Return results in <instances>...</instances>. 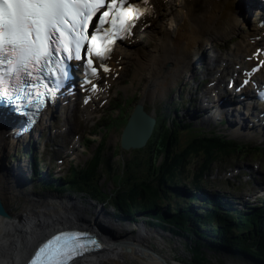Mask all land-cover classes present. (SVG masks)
Returning <instances> with one entry per match:
<instances>
[{"label":"bare ground","instance_id":"bare-ground-1","mask_svg":"<svg viewBox=\"0 0 264 264\" xmlns=\"http://www.w3.org/2000/svg\"><path fill=\"white\" fill-rule=\"evenodd\" d=\"M263 11V0H169L168 3L158 5L151 20L140 23L135 35L114 55L106 72L108 83L97 92H86L78 97L89 96V103L83 108L84 113L90 117L102 108V101L109 97V84L123 72L128 59L133 56L130 49L138 45L137 37L148 34L159 21L163 25V32L162 40L159 43L156 40V49L135 54L142 64L140 71L148 73L145 97L167 89L172 84L171 81L181 77L200 60L208 75L215 72L210 88L203 93L205 107L212 108L215 98H218L216 103L223 102L226 108L225 110L220 105V108L213 109L218 117L227 114L232 106L243 109L249 98V86L238 92L235 89L229 90L223 81L228 77V82L238 83L234 78H248V71L256 63L255 57L264 60L262 52H258L264 47V28L258 25ZM242 25L243 29L248 28L243 38L240 34ZM167 29L173 31L167 32ZM234 33L240 34V39L226 54L209 47L213 53L210 56L202 55L201 50L205 45L230 38ZM250 77L253 81L264 79V65L259 73L251 72ZM242 95L245 97L242 98ZM261 112L264 111H258L250 105L245 115V119H249L250 124L254 123L251 126L259 129L260 133L264 131ZM8 123L0 124V201L4 210V215H0V264H22L37 244L50 233L78 227L93 232L100 241L101 249L93 253L87 252L74 264H105L107 261L119 263L124 259L126 249L143 264H163L166 258L149 247L143 227L139 235H125L121 238L116 229H113L116 234L110 233L109 225L99 219V215L103 213L101 210H98L95 217H89L85 215V209L84 213L80 207L71 203L72 197L63 198L58 194L54 196L53 193L39 195L32 188L26 192L25 185L31 184L26 181V175L17 165L10 170L4 167L7 152L20 142L13 139ZM238 129L242 130V126ZM142 132L143 129L138 134ZM252 132V129H246V132L237 134L248 136ZM14 154L11 159L16 157V153ZM15 197H24L21 205L16 208L12 207Z\"/></svg>","mask_w":264,"mask_h":264},{"label":"rangeland","instance_id":"rangeland-1","mask_svg":"<svg viewBox=\"0 0 264 264\" xmlns=\"http://www.w3.org/2000/svg\"><path fill=\"white\" fill-rule=\"evenodd\" d=\"M161 24L162 23H157V25L153 26L148 34H145L140 38L142 41H140V43H138L135 48L131 49L132 51L130 52L133 53V56L128 59L123 72L117 75L116 80L113 83L109 84V97L108 100L102 101L101 109L92 114L90 117L84 113L83 106L80 105L75 106L74 108L71 107L69 110H61L60 113H56L54 118L46 119L43 127L34 133L36 138L42 135L41 139L39 140V157L43 159L41 164L45 167L46 171H50L56 178H67L68 176L72 175V172H74L75 169L82 170L86 167H91L98 154L97 148H99V144L103 141V149H105L102 155V164L100 163L101 166L98 167L100 168L99 174L95 173V176L92 174L91 179H89L86 183L90 185L91 188L96 186L100 187V192L103 195L105 194L104 196L109 198L110 202L112 203H109V205L107 202L102 204L101 201L95 198H89L88 194L86 192L80 191L79 188L75 189L74 195L71 193L69 194L68 189H64L62 194L59 196L63 198L72 197L74 205L80 207L82 212H84L83 208L86 209L87 213H84L89 217H95L98 210L103 209V213L102 215H99V219L101 218V220L106 225L108 224L109 227L116 229L117 232L122 236L131 235L135 237L140 234L141 227L139 224L136 225V227H134L135 224H129V222H131L129 219L124 220L122 224L113 219L115 214L118 213L121 215L122 213L118 211V207L115 208L113 204V202L116 200L115 193L113 192L116 190V186L118 185L116 183L115 185L114 182H117V175L123 173V168H121L123 163L128 162L131 158L130 151H122L120 146L118 147V145H120L121 134L124 126L122 125V121H117L118 119L116 117L118 114L120 115L123 110H114V108L122 105V103L125 101L124 105H128L127 113L130 115L135 105L142 104L145 111L151 117L159 119V112L163 111L168 115L167 119H172L170 117H176L175 110L179 107V112L187 119L183 122V124L188 125L189 123H187V121L189 120L194 122V126H191L194 128L200 127L203 129H213L214 127L222 128L224 131L226 129L225 125L221 126L217 124L214 126V121L206 123L204 120L191 119L187 114L189 113V115H191L195 110L199 112L210 109H205V106L203 105V98H205L203 93L206 91V89L210 88V83L215 72L213 75H208L206 68L203 67L204 64H200L201 61L199 63V60L195 65H193V67L191 66L192 68L190 67L191 69L188 68V71L182 74L181 77L171 81L172 84L167 89L164 91L154 92L151 96L148 95L147 98L145 97V86L148 81V73L140 71V65L142 64L135 54L136 52L140 51L144 52L146 50L148 51L156 49L158 43L162 40L163 25ZM172 31L173 29H167V32ZM241 31V37L243 38L244 32H246V30L241 29ZM234 34H232L233 38L230 37L224 40L212 41L209 45H206L203 48L202 55L210 56L213 53L209 47H213L215 49L219 47L220 49H218L217 52L226 54L232 48V45L239 41L238 38H236L237 36L234 37ZM157 39L158 43L156 44ZM139 72L141 74H139ZM198 73L199 75H196ZM107 81V78H105V84L108 83ZM180 90H182V95L179 98V94L181 92ZM175 101L177 104H175ZM191 101L193 104L192 108L189 109L188 107ZM234 109L235 108H232V110ZM241 110V107H236L237 112L240 113ZM109 116L113 117L114 120L117 119V122H105L104 119H107ZM182 116L180 117L181 119ZM234 117L233 121L236 120ZM169 121L171 122V120ZM231 125L232 123L229 124V131H227V133L232 132L233 128ZM260 135L262 138H264V131L261 132ZM89 139H92V141L89 142ZM250 139L257 140L260 138L252 136L251 138L246 139L244 142L250 143ZM255 140L252 142H255ZM27 141L28 139L26 142ZM22 143L23 142L20 141L11 148L12 150L9 149L7 152V157L5 154V169L8 168V170H10L13 166H15V163L18 164V161H16L15 158L14 160L10 157H14V153H16V156L17 154L20 156L22 147L24 145H22ZM185 144L186 143L183 139L182 145L184 146ZM17 148L18 152H15ZM114 151L119 152L114 153ZM66 153L69 157L66 155ZM66 156L67 158L65 159ZM133 158L132 161L137 162V160H133ZM10 159L14 160L13 164H11ZM59 159L64 162L61 170L60 166L57 165ZM25 165L26 163L23 165V168H28ZM130 166H134V162H130ZM109 168L112 170L109 171ZM195 168L196 166L194 165L193 161L192 164L185 170L184 175H182V180L180 183L187 181V179L183 180V178H190L189 176L193 175L192 172ZM54 169H56L55 173L52 171ZM208 173V175L205 176V179L210 185L209 190L211 193H226V195L237 198L242 203L248 201L249 203H253L255 206L259 205L260 203H264V156L263 158H242L239 156L237 157L236 154H233L232 156L225 157L224 159H221L220 162L215 163L212 166L211 171ZM41 195H44V193ZM53 195L55 196V194ZM23 200L24 197H15V204H13L12 207H18L21 205ZM172 202L175 203V200ZM145 208L148 207L145 204H141L139 210L142 211ZM110 216H113L112 219ZM142 229L144 235H147V244L166 258L164 259L165 261L163 264H185L191 263L193 261L191 260V253L186 247L189 238L177 236L170 231L166 232L158 226H147V228L143 227ZM119 240L121 239L119 238ZM124 252V259L119 263L118 261H107L105 264H143L139 258H134L130 254L131 252H128L127 249L124 250ZM205 257V259L210 261V264H252L250 260L240 259L226 250H223L221 253H216L207 249L205 251Z\"/></svg>","mask_w":264,"mask_h":264},{"label":"trees","instance_id":"trees-1","mask_svg":"<svg viewBox=\"0 0 264 264\" xmlns=\"http://www.w3.org/2000/svg\"><path fill=\"white\" fill-rule=\"evenodd\" d=\"M127 109L123 103L115 107L114 110L123 112L116 117L118 120L110 116L106 122L122 121L125 126L129 116ZM175 113L177 117L170 115L172 119H167L166 112L160 111L148 144L143 149L131 151L130 160L121 166L123 173L117 175L114 184L118 185L113 192L116 198L114 207L122 212L118 216L135 220L139 215L151 216L156 219L149 221L151 227L158 226L177 236L191 238L186 247L192 255V264H210L205 259V249L226 250L240 259L250 260L252 264H264V205L237 209L234 201L207 195L204 191L208 186L205 175L215 163L233 154L263 158L264 150L227 139L218 131L192 128L183 124L179 109ZM181 137L186 143L184 146ZM103 147L102 141L91 167L74 170L67 179V187L71 192L79 188L93 198L110 202L100 192V187L91 188L86 183L92 174H99ZM193 161L196 166L193 175L183 178L188 181L194 178L193 182L180 183ZM130 162H134V166H130ZM141 204L148 208L140 211Z\"/></svg>","mask_w":264,"mask_h":264},{"label":"snow or ice","instance_id":"snow-or-ice-1","mask_svg":"<svg viewBox=\"0 0 264 264\" xmlns=\"http://www.w3.org/2000/svg\"><path fill=\"white\" fill-rule=\"evenodd\" d=\"M148 3L149 0H0V99L13 103L7 93L11 85L20 92L25 87L47 89L42 80L45 72L55 75L56 84L61 85L67 75L64 61L56 59L54 65L52 61L59 57L80 60L82 48L89 57L86 69L95 76L92 57L103 65L114 41L131 35L135 22L151 15ZM94 17L98 23L93 24L95 31L90 33ZM53 68L57 71L53 72ZM104 71L108 69L104 67ZM99 247L88 234L64 232L42 244L30 264H71Z\"/></svg>","mask_w":264,"mask_h":264},{"label":"water","instance_id":"water-1","mask_svg":"<svg viewBox=\"0 0 264 264\" xmlns=\"http://www.w3.org/2000/svg\"><path fill=\"white\" fill-rule=\"evenodd\" d=\"M156 119L150 117L143 109L142 104L134 107L128 123L123 130L121 146L125 150L144 147L153 134ZM141 129L143 132L138 134ZM3 205L0 201V215H4Z\"/></svg>","mask_w":264,"mask_h":264}]
</instances>
